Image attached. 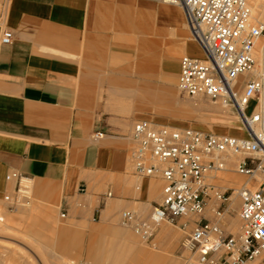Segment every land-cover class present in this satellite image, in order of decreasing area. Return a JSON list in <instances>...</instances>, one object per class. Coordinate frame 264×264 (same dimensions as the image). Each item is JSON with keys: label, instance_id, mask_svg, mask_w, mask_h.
I'll return each instance as SVG.
<instances>
[{"label": "crops", "instance_id": "1", "mask_svg": "<svg viewBox=\"0 0 264 264\" xmlns=\"http://www.w3.org/2000/svg\"><path fill=\"white\" fill-rule=\"evenodd\" d=\"M169 7L0 0V40L4 31L12 34L10 44L0 42V202L17 198V183L7 176L26 179L29 196L21 201L54 226L41 227L53 232L51 239L42 235L41 246L56 259L192 264L180 243L197 222L212 218L153 225L163 182L135 175L131 163L145 87L170 85L178 58L199 51L181 10ZM125 212L151 226L147 242L122 224Z\"/></svg>", "mask_w": 264, "mask_h": 264}, {"label": "built area", "instance_id": "2", "mask_svg": "<svg viewBox=\"0 0 264 264\" xmlns=\"http://www.w3.org/2000/svg\"><path fill=\"white\" fill-rule=\"evenodd\" d=\"M146 1L179 8L190 39L202 53L201 58L180 57L178 92L232 110L239 131L218 134L135 122L134 173L163 182L161 204L152 210L151 221L157 226L184 216L198 219L210 211L212 219L197 222L180 249L197 264H250L264 254V20L253 16L251 0ZM11 39V32L4 31L0 42L8 45ZM231 158L232 172L245 181L235 188L218 187L216 174L228 171ZM7 180L17 183V198L6 196L4 201L17 206L22 198L28 199L24 177L14 173ZM232 195L240 202V226L235 231L226 221ZM121 220L125 226L133 225L143 241L151 237V226L129 213Z\"/></svg>", "mask_w": 264, "mask_h": 264}, {"label": "rangeland", "instance_id": "3", "mask_svg": "<svg viewBox=\"0 0 264 264\" xmlns=\"http://www.w3.org/2000/svg\"><path fill=\"white\" fill-rule=\"evenodd\" d=\"M251 4L253 8L252 0ZM162 6L169 7L163 4ZM187 37H189V34ZM180 57L178 58V61ZM177 75L178 72L173 74L170 85L165 84L162 80L158 85L145 87V101L143 104L139 105V110L142 113V118L139 120H146L157 125L171 127H191L204 132L210 131L218 133L215 131L229 129L234 132L231 135H239L238 125L232 110L227 108L225 109L217 103H213L202 98H188L181 95L176 88ZM198 105L201 107H198ZM218 134L227 133L221 132ZM225 175L226 174H216L217 178L214 180V184L218 187L235 188L243 184L245 181L243 176L231 173V180L229 183L224 184L221 180L223 176L225 177ZM211 202L212 204L215 203L214 200ZM227 206L230 209V213L228 217H226V221L233 224L230 227V230L235 231L240 226L237 216L240 202L237 198L232 196L230 201L227 203ZM206 213V215L210 217L212 216L210 211H207ZM0 216L4 219V224H1L3 227H7V229L3 228L0 230V264H69L67 261L59 262L50 247L48 248L46 245L44 247L41 246L42 235L43 238L46 239L47 234H49L51 239V235L53 233L51 229L49 232L46 229L42 231L41 227L51 228L54 226L51 223L38 221L43 218V216L39 217L33 214L29 205H24L21 201L19 205L13 206L11 203L1 201ZM23 244L24 246H22ZM20 253L22 255H20ZM40 253H42V255ZM27 257L30 258L28 259ZM262 258H264V254L250 264H260ZM190 263L197 264L193 259Z\"/></svg>", "mask_w": 264, "mask_h": 264}, {"label": "bare ground", "instance_id": "4", "mask_svg": "<svg viewBox=\"0 0 264 264\" xmlns=\"http://www.w3.org/2000/svg\"><path fill=\"white\" fill-rule=\"evenodd\" d=\"M252 2H253V15H254V17H255V19L256 20H264V0H252ZM153 34V33H152ZM146 37H147V35H146ZM145 37V38H146ZM154 38V37H153ZM148 40H150V39H148ZM187 40H189V39H187ZM191 40V39H190ZM186 41V40H185ZM192 41V40H191ZM149 42V41H148ZM193 42V41H192ZM147 44H149V43H147ZM147 44H145V46L147 45ZM193 44L195 45V43L193 42ZM156 45H157V43H156ZM143 50V49H142ZM152 50V49H151ZM147 52V51H146ZM194 56H196V57H202V53H200V51H195L194 53ZM151 59V58H150ZM146 60V59H145ZM149 60V59H148ZM156 60V59H155ZM154 61V60H153ZM160 61V60H159ZM152 62V61H151ZM148 63V62H147ZM153 63H155V62H153ZM159 63V62H158ZM198 107H201L200 105H198ZM208 107V106H207ZM206 107V108H207ZM205 108V107H204ZM211 108H213V107H211ZM226 109V108H225ZM228 109V108H227ZM228 112V111H227ZM225 130V129H224ZM215 131V132H218V133H221V132H223V133H227V134H232V133H234L233 132V130H225V131ZM237 130V129H236ZM234 158H231L230 160H229V162H230V168H228V172L226 171V172H224L226 175H225V177L223 176V180H224V184L226 183H229V180H231V176H230V174L232 173V171H230V170H232V168H231V165H232V162H234ZM224 173H219V174H224ZM233 196V195H232ZM231 196V197H232ZM4 216V215H3ZM7 218V217H6ZM3 217L2 216H0V230H2L3 228H5V229H7V227L6 226H4L3 227V225L2 224H4L3 223ZM6 221V220H5ZM9 221V220H8ZM12 222V221H11ZM10 222V223H11ZM2 223V224H1ZM7 223V222H6ZM5 223V224H6ZM2 225V226H1ZM233 224L232 223H230V227L232 226ZM9 226V225H8ZM12 229V228H11ZM10 229V230H11ZM2 232V231H1ZM6 233V232H5ZM6 235V234H5ZM6 236H8V235H6ZM30 237V236H29ZM32 239H33V237H32ZM8 242V241H7ZM22 242V241H21ZM19 244H20V242H19ZM17 245V244H16ZM26 245V244H25ZM22 246H24V244L22 245ZM20 247V246H19ZM28 247V246H27ZM21 248V247H20ZM26 249V248H25ZM20 250V249H19ZM29 250V249H28ZM39 251V250H38ZM37 251V252H38ZM27 252V251H26ZM26 252H25V254H26ZM40 252V251H39ZM21 253H23V252H21ZM20 253V255H22ZM35 253V252H34ZM24 254V255H25ZM41 255H42V253H40ZM28 255V254H27ZM31 255V254H30ZM28 258V257H27ZM30 258V257H29ZM28 258V259H29ZM37 258V257H36ZM258 258V257H257ZM256 258V259H257ZM27 260V259H26ZM57 260L59 261V262H62V260H60V259H58L57 258ZM2 262V261H1ZM9 263H11L10 261H8ZM37 262V261H36ZM40 262V261H39ZM34 263V262H33ZM74 262H71V263H69V264H73ZM12 264V263H11ZM13 264H15V263H13ZM30 264V263H29ZM63 264V263H62Z\"/></svg>", "mask_w": 264, "mask_h": 264}]
</instances>
